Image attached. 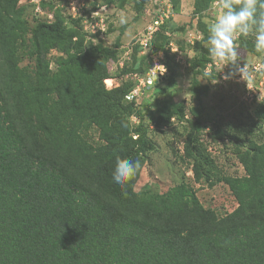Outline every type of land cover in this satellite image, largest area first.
Instances as JSON below:
<instances>
[{
	"label": "trees",
	"instance_id": "16d2710c",
	"mask_svg": "<svg viewBox=\"0 0 264 264\" xmlns=\"http://www.w3.org/2000/svg\"><path fill=\"white\" fill-rule=\"evenodd\" d=\"M115 58L110 48L88 47L60 16L30 26L22 0H0V264H264V99L246 125L216 132L233 142L241 178L220 176L202 139V107L192 110L183 158L196 183L224 181L238 203L219 218L185 174L163 193L135 190L152 140L146 107L126 100L131 86H106ZM209 62L202 55L193 69ZM167 69L150 116L156 124L184 118L182 105L162 99L177 85ZM117 158L142 162L123 185L112 180Z\"/></svg>",
	"mask_w": 264,
	"mask_h": 264
},
{
	"label": "rangeland",
	"instance_id": "374dc122",
	"mask_svg": "<svg viewBox=\"0 0 264 264\" xmlns=\"http://www.w3.org/2000/svg\"><path fill=\"white\" fill-rule=\"evenodd\" d=\"M168 2H171L170 8ZM213 2L201 0L195 10V0H22L30 26L34 20L53 21L58 15L68 28H80L86 35L88 47L101 45L116 53V58L108 62L112 80L111 86L106 84L108 88L127 83L134 90L152 72L158 74L161 80L159 89L154 83L135 101L138 106L146 107L142 123L152 140L135 190L163 193L180 184L185 174L186 182L195 189L204 207L214 210L221 218L238 207L230 187L224 181L213 187L206 182L196 183L191 165L183 158L184 144L195 121L192 110L202 107V139L219 168L220 176L244 177L246 173L235 154L233 142L227 138L216 139V132L219 127L229 129L232 125H246L256 105L264 99V53L255 51L254 35L237 36L234 41L237 60L240 66L247 65L246 72L243 78L236 72L225 79L234 71L233 67L224 68L213 61L206 47L209 25L215 19ZM215 2L219 4V0ZM120 13L126 16V24L119 23ZM156 20L162 24L149 47L142 48L140 41ZM163 45L165 51L155 49ZM58 55L57 51L51 53L52 58ZM202 55H206L210 62L205 68L194 70L192 61ZM29 64L25 60L22 65ZM168 65L176 71L177 85L162 99L182 105L184 118L174 116L169 122L156 124L150 116L158 114L155 100L168 86V81L164 80L169 75ZM255 97L257 101H253ZM130 120L133 128L141 123L135 115ZM91 136L98 141L96 131Z\"/></svg>",
	"mask_w": 264,
	"mask_h": 264
},
{
	"label": "clouds",
	"instance_id": "9594fccd",
	"mask_svg": "<svg viewBox=\"0 0 264 264\" xmlns=\"http://www.w3.org/2000/svg\"><path fill=\"white\" fill-rule=\"evenodd\" d=\"M212 11L215 19L209 25L210 35L206 42L208 53L213 61L224 65V68L233 67L234 71L226 75L225 79L231 78L236 72L243 78L247 65L240 66L234 41L237 36L254 35L255 51L264 53V0H219L218 5L214 0ZM119 23H127L123 13L119 14ZM141 168L140 159L117 158L112 180L118 185L126 184Z\"/></svg>",
	"mask_w": 264,
	"mask_h": 264
},
{
	"label": "built area",
	"instance_id": "2783aa9c",
	"mask_svg": "<svg viewBox=\"0 0 264 264\" xmlns=\"http://www.w3.org/2000/svg\"><path fill=\"white\" fill-rule=\"evenodd\" d=\"M168 8L171 7V2H168ZM167 10V9H166ZM169 12V9L167 10ZM162 24L161 21L156 20L153 25L148 27V31L145 33L144 38L141 39L140 43L142 45V48L145 49L149 47L151 43V39L154 35V33L157 31L158 27ZM251 77V76H250ZM158 78V74L156 72H152L150 75L147 76L145 80H142L139 82V85L136 86V89H134L129 95L126 96V100L128 102L136 101V99L145 92V88H150ZM250 79V78H249ZM254 100V99H253Z\"/></svg>",
	"mask_w": 264,
	"mask_h": 264
}]
</instances>
